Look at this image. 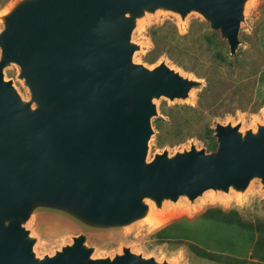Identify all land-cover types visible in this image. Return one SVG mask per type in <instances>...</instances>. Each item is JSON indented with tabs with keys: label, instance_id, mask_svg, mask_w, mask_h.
<instances>
[{
	"label": "water",
	"instance_id": "1",
	"mask_svg": "<svg viewBox=\"0 0 264 264\" xmlns=\"http://www.w3.org/2000/svg\"><path fill=\"white\" fill-rule=\"evenodd\" d=\"M247 0H18L0 30V264H169L123 247L92 258L79 233L53 254L35 255L25 222L37 208L95 227H119L156 206L204 190L264 187V125H214L216 149L164 150L147 161L153 98H185L198 84L165 61L134 62L137 18L197 11L230 54ZM18 66L22 99L3 68Z\"/></svg>",
	"mask_w": 264,
	"mask_h": 264
},
{
	"label": "rangeland",
	"instance_id": "2",
	"mask_svg": "<svg viewBox=\"0 0 264 264\" xmlns=\"http://www.w3.org/2000/svg\"><path fill=\"white\" fill-rule=\"evenodd\" d=\"M18 0H0L2 16ZM155 29V33L150 30ZM239 43L230 54L226 39L197 11L184 18L170 10L146 11L137 18L131 41L138 45L132 60L152 67L165 61L198 81L187 97L153 98L147 161L164 150L213 149L214 125L239 124V130L264 125V0H247L239 24ZM18 66L3 68L22 99L29 91L18 77ZM217 146V142H216ZM147 201V200H146ZM146 214L119 227L81 223L56 209L37 208L25 227L35 238L37 256L53 254L72 236L84 233L93 248L90 257H113L123 247L169 264H264V187L254 177L243 191L204 190L194 199L180 195L161 206L149 200Z\"/></svg>",
	"mask_w": 264,
	"mask_h": 264
},
{
	"label": "trees",
	"instance_id": "3",
	"mask_svg": "<svg viewBox=\"0 0 264 264\" xmlns=\"http://www.w3.org/2000/svg\"><path fill=\"white\" fill-rule=\"evenodd\" d=\"M150 32L155 33V29H151ZM207 146L213 149V147L214 148L216 147V142L213 139H211L207 142Z\"/></svg>",
	"mask_w": 264,
	"mask_h": 264
},
{
	"label": "bare ground",
	"instance_id": "4",
	"mask_svg": "<svg viewBox=\"0 0 264 264\" xmlns=\"http://www.w3.org/2000/svg\"><path fill=\"white\" fill-rule=\"evenodd\" d=\"M146 200H147V201H146ZM146 200H145V201L148 202V201L151 200V199L147 198Z\"/></svg>",
	"mask_w": 264,
	"mask_h": 264
}]
</instances>
